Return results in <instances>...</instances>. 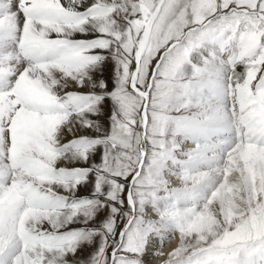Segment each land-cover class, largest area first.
I'll list each match as a JSON object with an SVG mask.
<instances>
[{"label":"snow or ice","instance_id":"1","mask_svg":"<svg viewBox=\"0 0 264 264\" xmlns=\"http://www.w3.org/2000/svg\"><path fill=\"white\" fill-rule=\"evenodd\" d=\"M177 234L162 264H264V0H0V264Z\"/></svg>","mask_w":264,"mask_h":264},{"label":"rangeland","instance_id":"2","mask_svg":"<svg viewBox=\"0 0 264 264\" xmlns=\"http://www.w3.org/2000/svg\"><path fill=\"white\" fill-rule=\"evenodd\" d=\"M82 194H87V193H82ZM177 236H175V237H173L172 239H170L167 243H166V245H165V247L164 248H166L167 246H169L173 241H177ZM155 244H153V246H152V248L154 247H156L157 249H161V245L159 244V243H156V242H154ZM157 245V246H156ZM160 245V246H159ZM163 249H161V251H162ZM165 250V249H164ZM163 250V251H164ZM162 251V252H163ZM164 253V255H154L153 253H148V254H146L145 256H144V261H145V264H147L148 263V261H149V264H153L154 263V261L155 262H158L157 264H162V262L164 261V260H166L167 258H168V256H167V254L165 253V252H163ZM146 261H147V263H146Z\"/></svg>","mask_w":264,"mask_h":264},{"label":"bare ground","instance_id":"3","mask_svg":"<svg viewBox=\"0 0 264 264\" xmlns=\"http://www.w3.org/2000/svg\"><path fill=\"white\" fill-rule=\"evenodd\" d=\"M177 236V241H173L169 246H167L166 248H164L165 247V245H166V243L165 244H163V245H161V249H165L163 252H165L166 254H168L169 252H171L172 250H174L176 247H178L179 246V235L177 234L176 235ZM156 243H159V242H156ZM155 244V243H154ZM157 246V245H156ZM160 246V245H159ZM155 249H157L156 247L154 248H152V251H149V254L150 253H153L154 252V250ZM160 249V248H159ZM160 249V250H161ZM146 263H147V261H146ZM158 262H155L154 261V263L153 264H157ZM147 264H149V261H148V263ZM152 264V263H151Z\"/></svg>","mask_w":264,"mask_h":264}]
</instances>
